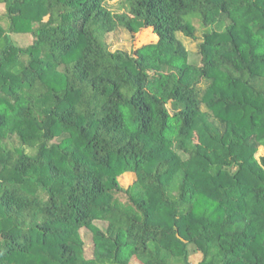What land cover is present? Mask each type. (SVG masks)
Here are the masks:
<instances>
[{"label":"trees","instance_id":"obj_1","mask_svg":"<svg viewBox=\"0 0 264 264\" xmlns=\"http://www.w3.org/2000/svg\"><path fill=\"white\" fill-rule=\"evenodd\" d=\"M104 1L0 0V264H264V0Z\"/></svg>","mask_w":264,"mask_h":264},{"label":"rangeland","instance_id":"obj_2","mask_svg":"<svg viewBox=\"0 0 264 264\" xmlns=\"http://www.w3.org/2000/svg\"><path fill=\"white\" fill-rule=\"evenodd\" d=\"M104 5L109 8L112 11L115 12H126L128 10L127 4L122 1V0H107L106 2H103ZM5 9L4 5L0 4V14H4ZM6 22H1L2 26L5 27ZM196 38H187L184 37L183 35H180L179 38L184 42L187 50L189 51V62L198 64L200 62V57L197 54V44L198 41L200 40V29L198 28L196 30ZM16 36L17 40L25 39V36H21L20 34H14ZM150 36V35H149ZM151 37L144 36L141 38L140 42L144 40H151ZM22 42V41H20ZM106 42L108 43V46L110 50H125L127 52H131L133 48L138 44L132 43L131 36L129 33L124 29V28H118L117 30L113 32H109L106 34ZM260 155H264V147L258 148V151L256 153V157H259ZM136 180L135 174L133 172H124L120 177H119V182L124 188H129L132 190V192H135L138 190L137 186L134 185V182ZM42 194V193H41ZM95 225L101 229H104L106 227V222L97 220L95 221ZM82 235L85 238L86 245H85V251H86V257H91L93 254V241H92V235L89 230H82ZM201 258V254L199 252H193L189 256V260L191 264H197L198 261Z\"/></svg>","mask_w":264,"mask_h":264}]
</instances>
